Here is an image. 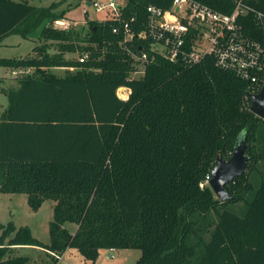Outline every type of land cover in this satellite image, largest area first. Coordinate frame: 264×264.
Segmentation results:
<instances>
[{
    "label": "trees",
    "instance_id": "obj_1",
    "mask_svg": "<svg viewBox=\"0 0 264 264\" xmlns=\"http://www.w3.org/2000/svg\"><path fill=\"white\" fill-rule=\"evenodd\" d=\"M193 1L226 14L236 6ZM173 3L124 0L122 20L139 34L149 6L168 11ZM245 3L264 12V0ZM56 7L0 0V45L44 22L42 37L58 42L52 56L42 46L36 57L0 60V67L28 71L16 87L0 86L9 103L0 121V193L26 194L34 212L54 204L49 244L29 227L0 223V264H27L10 258L26 247L54 255L76 249L92 264L102 250L130 249L141 251L136 264H264V171L251 175L264 164L257 147L264 120L250 110L248 84L217 68L212 56L191 67L158 55L134 79L124 36L113 33L121 22L91 21L90 33L80 36L53 27L64 18ZM126 45L136 53L151 48L137 36ZM79 48L91 53L84 64L66 58ZM120 88L130 91L128 99L119 98ZM242 134L250 162L226 187L233 199L222 203L209 185L211 172L218 159L231 158ZM239 202L243 209L233 211ZM66 223L76 224V233Z\"/></svg>",
    "mask_w": 264,
    "mask_h": 264
},
{
    "label": "built area",
    "instance_id": "obj_2",
    "mask_svg": "<svg viewBox=\"0 0 264 264\" xmlns=\"http://www.w3.org/2000/svg\"><path fill=\"white\" fill-rule=\"evenodd\" d=\"M235 2V9L230 14L193 0H174L173 7L168 11L149 6L146 29L139 34L132 31L130 22L122 20L123 4L110 2L102 5L96 0L89 3L97 13L106 12L108 19L122 23L120 28L114 27L113 33L124 36L122 44L135 61L133 74L143 76L147 66L158 55L170 62L182 61L191 67L206 56H212L217 68L234 72L248 84L249 99V95L259 94L264 87V12L245 3L246 0ZM86 13L88 11L85 10ZM134 36L150 42V52L142 47L138 53L128 49L126 44L132 42ZM90 58L91 53L86 51L80 55L79 62L84 64ZM21 72L13 71V74ZM128 97L119 96L123 100ZM54 256L59 260L63 257Z\"/></svg>",
    "mask_w": 264,
    "mask_h": 264
},
{
    "label": "rangeland",
    "instance_id": "obj_3",
    "mask_svg": "<svg viewBox=\"0 0 264 264\" xmlns=\"http://www.w3.org/2000/svg\"><path fill=\"white\" fill-rule=\"evenodd\" d=\"M16 2H27L33 8L47 9L53 5H58L53 12L54 14H62L64 18H60L53 24V27L58 30H68L80 36H87L90 33L91 21L107 20L106 12L97 13L92 6H89L91 0H15ZM102 5H108L110 2L124 4V0H96ZM60 4V5H59ZM85 10L88 13L85 14ZM57 22H63L58 24ZM49 23H43L35 32L27 37L21 35H10L5 37L0 46V60L2 59H25L36 57L38 54L34 52L36 47L46 46L49 55L58 53V42L51 41L42 37L44 27ZM89 47L88 44H78ZM81 55L80 48L75 53L66 54L68 60H79ZM64 70V69H62ZM10 68L0 67V79L16 76L21 77L23 72L17 75L13 74ZM65 71L56 70V73L63 75ZM142 74H132V78H140ZM10 87V86H9ZM8 87V88H9ZM121 98H126L129 95L128 90H118ZM6 102V99L0 98V105ZM263 128V127H262ZM258 150L264 149V142L257 145ZM259 169L252 172V176L257 178L260 176L258 171H264V164H258ZM248 200V197H245ZM245 200V201H246ZM245 202H239L236 205H231L233 211H241ZM217 214H211L209 221L212 228L216 226ZM54 220L53 203L47 201L38 212H34L28 204V196L26 194H1L0 193V223L7 226L13 223L17 228L29 227L32 230L33 236L41 243H50V223ZM70 233L74 234L78 230V226L73 223H66L64 226ZM1 237V233H0ZM10 258L24 257L28 259L27 264H92L86 260L76 249H70L66 252L62 259L56 262L57 258L47 251H42L39 248H18L10 254ZM113 256V257H112ZM141 257V251L136 249L130 250H102L96 264H136Z\"/></svg>",
    "mask_w": 264,
    "mask_h": 264
},
{
    "label": "water",
    "instance_id": "obj_4",
    "mask_svg": "<svg viewBox=\"0 0 264 264\" xmlns=\"http://www.w3.org/2000/svg\"><path fill=\"white\" fill-rule=\"evenodd\" d=\"M89 6H91L90 3ZM249 99L251 101L250 110L259 118L264 119V87L259 94L249 95ZM245 151L246 143L242 134L237 141L231 158L229 160L218 159L211 172L209 185L216 198L222 203L233 199L226 187L233 183L235 179L242 177L247 171L250 158Z\"/></svg>",
    "mask_w": 264,
    "mask_h": 264
},
{
    "label": "crops",
    "instance_id": "obj_5",
    "mask_svg": "<svg viewBox=\"0 0 264 264\" xmlns=\"http://www.w3.org/2000/svg\"><path fill=\"white\" fill-rule=\"evenodd\" d=\"M1 46V45H0ZM61 71H65L66 69L62 70V69H58ZM28 71H26L25 73H27ZM20 78V77H19ZM19 78L17 79L16 76L13 77H8V80H5V78L0 79V86L4 89H9L10 87H16L19 81ZM10 86V87H9ZM9 87V88H8ZM5 98L6 102H4L3 104L0 105V121H1V115L3 114V112L8 108V98L4 93H0V98ZM54 205V204H53ZM42 250V249H41ZM44 251V250H42ZM69 251V250H68ZM67 251V252H68ZM65 254V253H64ZM63 254V255H64Z\"/></svg>",
    "mask_w": 264,
    "mask_h": 264
}]
</instances>
